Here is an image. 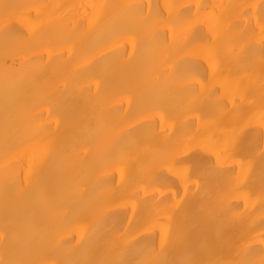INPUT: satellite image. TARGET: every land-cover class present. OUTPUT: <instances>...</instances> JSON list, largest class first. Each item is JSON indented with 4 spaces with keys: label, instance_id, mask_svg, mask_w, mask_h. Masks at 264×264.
<instances>
[{
    "label": "bare ground",
    "instance_id": "obj_1",
    "mask_svg": "<svg viewBox=\"0 0 264 264\" xmlns=\"http://www.w3.org/2000/svg\"><path fill=\"white\" fill-rule=\"evenodd\" d=\"M262 251L264 0H0V264Z\"/></svg>",
    "mask_w": 264,
    "mask_h": 264
},
{
    "label": "snow or ice",
    "instance_id": "obj_2",
    "mask_svg": "<svg viewBox=\"0 0 264 264\" xmlns=\"http://www.w3.org/2000/svg\"><path fill=\"white\" fill-rule=\"evenodd\" d=\"M17 264H25V262H17ZM71 264V262H69ZM144 264H264V251H262L260 259L254 260L251 258L244 259H229V260H216V259H184V260H167L160 254H153L152 258L146 260Z\"/></svg>",
    "mask_w": 264,
    "mask_h": 264
}]
</instances>
